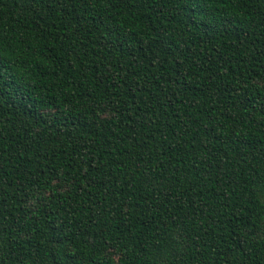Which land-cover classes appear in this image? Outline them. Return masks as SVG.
<instances>
[{
  "label": "trees",
  "instance_id": "obj_1",
  "mask_svg": "<svg viewBox=\"0 0 264 264\" xmlns=\"http://www.w3.org/2000/svg\"><path fill=\"white\" fill-rule=\"evenodd\" d=\"M0 264H264V0H0Z\"/></svg>",
  "mask_w": 264,
  "mask_h": 264
}]
</instances>
